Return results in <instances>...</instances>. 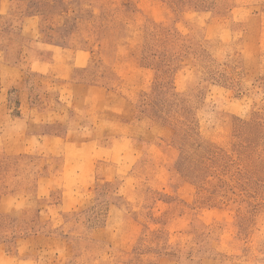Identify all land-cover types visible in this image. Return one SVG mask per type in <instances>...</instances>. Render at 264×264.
<instances>
[{"label":"rangeland","instance_id":"1","mask_svg":"<svg viewBox=\"0 0 264 264\" xmlns=\"http://www.w3.org/2000/svg\"><path fill=\"white\" fill-rule=\"evenodd\" d=\"M20 98L54 132L0 141V264H264V0H0Z\"/></svg>","mask_w":264,"mask_h":264},{"label":"crops","instance_id":"2","mask_svg":"<svg viewBox=\"0 0 264 264\" xmlns=\"http://www.w3.org/2000/svg\"><path fill=\"white\" fill-rule=\"evenodd\" d=\"M48 45H51L53 47H58V46H55V45H52V44H48ZM55 49V48H54ZM57 50H53L52 51V54H51V57L50 59L44 61V60H37L36 62L39 64V65H42L44 63L48 64L49 67L50 65L54 64L55 63V60L57 58ZM49 67H48V70H49ZM81 86H87L85 83L84 84H74L75 87H80ZM111 111H114V112H120L122 108L125 107V103H124V100H121V97L119 96H116V99H114L112 101V104H109L107 105ZM36 106L31 102L25 100L24 98H20V99H17V101L15 102V106L13 108H10V111L7 112L5 114V112H2L0 113V118L2 117H5L4 119L6 120L7 123H11L14 124V127H15V135H17L16 137H6L5 135H7V133H2V129H0V141L4 140L5 141V149L7 150L8 149V146H6V141H16L15 144H20L22 145V148L18 151H14V156H26V155H29L28 154V151L25 152L23 151V149L25 147H31L30 144H26L27 142H41L42 140H45V138L47 137L48 138V134L50 133H53L54 131H30L32 128L31 127H41V126H45V127H49V128H52L51 127V123L50 122H41V123H38L32 112L34 110H36ZM12 109L14 110V113H12ZM53 123V122H52ZM0 125H2V123L0 122ZM46 138V139H47ZM56 138V137H55ZM57 138H62L64 139L63 137L61 136H58ZM77 144H80V143H77ZM13 149H15V147H11ZM8 153V152H6ZM0 203H1V199H0ZM3 250L4 248L0 245V255L3 253ZM4 257H7V255L3 254Z\"/></svg>","mask_w":264,"mask_h":264}]
</instances>
